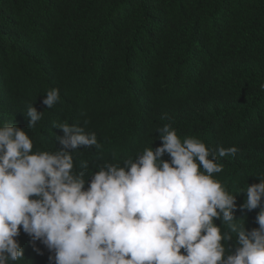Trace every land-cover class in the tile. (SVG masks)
I'll list each match as a JSON object with an SVG mask.
<instances>
[{
    "label": "trees",
    "instance_id": "16d2710c",
    "mask_svg": "<svg viewBox=\"0 0 264 264\" xmlns=\"http://www.w3.org/2000/svg\"><path fill=\"white\" fill-rule=\"evenodd\" d=\"M50 89L60 101L48 109ZM29 105L44 112L34 129ZM84 120L102 145L73 153L89 182L105 164L161 146L168 123L182 139L237 147L218 158L215 179L236 194L235 222L258 228L260 209L239 210L238 192L264 177V0H0V126L25 128L34 150L55 151L63 133L53 122ZM17 239L15 264H54L23 229Z\"/></svg>",
    "mask_w": 264,
    "mask_h": 264
},
{
    "label": "clouds",
    "instance_id": "9594fccd",
    "mask_svg": "<svg viewBox=\"0 0 264 264\" xmlns=\"http://www.w3.org/2000/svg\"><path fill=\"white\" fill-rule=\"evenodd\" d=\"M59 101V89H50L41 104ZM25 115L33 129L44 118L34 105ZM89 123L54 121L63 133L55 151L34 150L25 128L0 126V264L24 258L21 229L34 251L39 241L53 253L54 264H264V177L238 192L246 193L239 210L260 209L252 230L235 222L236 194L215 179L223 172L218 158L236 156L237 147L182 139L168 123L158 129L161 146L123 166L107 163L89 182L88 163L77 171L73 155L102 149Z\"/></svg>",
    "mask_w": 264,
    "mask_h": 264
}]
</instances>
